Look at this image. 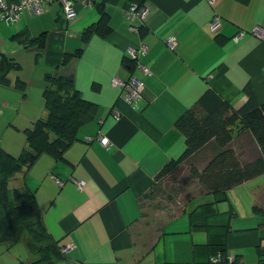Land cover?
I'll list each match as a JSON object with an SVG mask.
<instances>
[{
    "label": "crops",
    "instance_id": "crops-1",
    "mask_svg": "<svg viewBox=\"0 0 264 264\" xmlns=\"http://www.w3.org/2000/svg\"><path fill=\"white\" fill-rule=\"evenodd\" d=\"M133 4L149 9L138 33L124 19ZM256 27L264 28V0H94L78 6L71 21L54 3L40 15L23 11L16 21H0V61L11 65L7 86L0 85V151L17 158L26 149V132L46 117L47 77L68 76L96 106L62 159L40 155L9 186L35 200L47 232L61 247L72 246V261L211 264L220 257L264 264V215L253 212L264 208V185L256 178L192 196L164 209L160 222L153 211L148 216L156 176L184 150L179 117L207 90L237 110L249 85L264 104V40L253 35ZM239 32L245 36L233 41ZM40 36L43 49L24 48ZM170 38L177 41L173 51ZM140 44L146 53L138 63L148 74L127 60L128 48ZM131 77L143 84V98L126 103L111 83Z\"/></svg>",
    "mask_w": 264,
    "mask_h": 264
},
{
    "label": "trees",
    "instance_id": "trees-1",
    "mask_svg": "<svg viewBox=\"0 0 264 264\" xmlns=\"http://www.w3.org/2000/svg\"><path fill=\"white\" fill-rule=\"evenodd\" d=\"M88 34L86 31L83 38ZM17 37L27 39L23 33ZM42 38L32 39L24 48L34 45L43 49ZM10 70L11 65L3 58L0 61V85L7 86L6 76ZM46 79L48 85L43 93L46 117L26 132V149L17 158L0 151V244L12 247L23 243L31 257L26 264H77L62 252L64 247L45 229L35 200L20 189L9 187L14 176L27 172L40 155L62 159L66 150L77 141L80 128L95 117L96 106L82 99L68 76L55 74ZM243 93L245 102L234 110L207 90L178 118L175 128L184 139L183 153L163 167L155 178L156 182L211 143L219 152L202 170L195 167L190 170L202 193H225L264 175V104L257 103L249 85L243 88ZM241 133H247L254 143L255 155L249 160H242L231 146L235 135ZM253 212L264 215V208L255 206ZM219 264L227 263L222 261Z\"/></svg>",
    "mask_w": 264,
    "mask_h": 264
},
{
    "label": "built area",
    "instance_id": "built-area-1",
    "mask_svg": "<svg viewBox=\"0 0 264 264\" xmlns=\"http://www.w3.org/2000/svg\"><path fill=\"white\" fill-rule=\"evenodd\" d=\"M94 0H21L18 3H8L5 0H0V21H16L19 19L20 14L23 11H27L31 16L40 15L44 12L45 8L49 5L57 3L60 5L64 19L71 21L77 16V7H90ZM209 5H213L215 0H207ZM149 15V9L145 5H129L124 10V19L128 25V30L132 33H138L139 28L145 26L146 19ZM218 24V19L215 18L211 25L214 29ZM253 35L257 38L264 40V28L256 27L253 30ZM245 36L244 32H239L233 37V41L237 42ZM177 45V41L174 38H170L166 42V46L169 50L173 51ZM146 53V47L144 45H137L135 47L128 48L127 60L135 63L143 74H148V71L141 66L138 61L142 54ZM112 87L118 88L122 92L123 99L126 103H133L143 98V84L136 78H129L126 81H122L118 78L112 80ZM99 142L102 146H108V139L105 137H99ZM89 141V140H88ZM59 186L61 183L57 181ZM84 183H78V186H83ZM72 249V246H67L62 249L63 253H67ZM224 261L222 258L217 257L212 259L211 264H219ZM227 264H232L234 260L228 258L225 260Z\"/></svg>",
    "mask_w": 264,
    "mask_h": 264
},
{
    "label": "rangeland",
    "instance_id": "rangeland-1",
    "mask_svg": "<svg viewBox=\"0 0 264 264\" xmlns=\"http://www.w3.org/2000/svg\"><path fill=\"white\" fill-rule=\"evenodd\" d=\"M19 107H16L18 111ZM253 141L247 133H241L232 142V148L238 152L242 160L251 159L254 153ZM252 151V152H251ZM219 152L215 144L211 143L204 147L191 158L185 160L175 171L165 176L155 187L148 207V216L154 212L156 222H160L164 209L176 210L187 199L202 193L198 188L196 181L191 177L190 170L195 167L198 170L207 164V162ZM257 183L264 185V175L256 178ZM11 186V183L9 184ZM242 196V194H239ZM151 210V211H150ZM162 212V213H161ZM153 218V216H152ZM31 257L23 243L8 247L6 244H0V264H26L30 262Z\"/></svg>",
    "mask_w": 264,
    "mask_h": 264
}]
</instances>
